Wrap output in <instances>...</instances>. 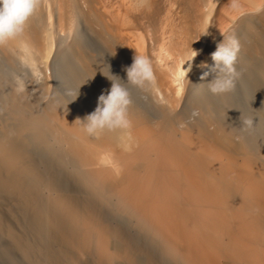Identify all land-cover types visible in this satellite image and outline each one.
I'll list each match as a JSON object with an SVG mask.
<instances>
[{"label":"bare ground","instance_id":"obj_1","mask_svg":"<svg viewBox=\"0 0 264 264\" xmlns=\"http://www.w3.org/2000/svg\"><path fill=\"white\" fill-rule=\"evenodd\" d=\"M139 1L41 0L0 44V264H264V0ZM231 36L216 96L201 77ZM135 54L156 79L128 86L130 134L89 136Z\"/></svg>","mask_w":264,"mask_h":264},{"label":"clouds","instance_id":"obj_2","mask_svg":"<svg viewBox=\"0 0 264 264\" xmlns=\"http://www.w3.org/2000/svg\"><path fill=\"white\" fill-rule=\"evenodd\" d=\"M40 2L41 0H0V44L24 33L28 22L37 13ZM234 7H239L238 2L234 3ZM209 26H205L200 36L208 34ZM240 47L235 36L224 37L223 41L217 44L216 50L211 53L213 64L209 66V70L203 74L201 79L212 75V79L208 82V89L213 95H224L235 89L240 77L236 67ZM198 52L199 50L191 48V52L184 58L183 65L187 64V67H183L182 79L188 80L187 74L191 71ZM125 71L126 80L123 81L111 74L109 69L107 75L103 74L111 81L110 90L107 94L102 93L98 97L97 106L93 112L88 114L83 121L78 119L89 136L99 138L106 130L109 132L122 130L130 134L133 126L129 117L132 99L128 86L143 89L146 85L154 84L156 78L150 60L142 55L135 54L132 64ZM42 79V77L37 78L36 83H41ZM24 91L25 86L21 84L17 92L23 93ZM197 114L194 110L193 115ZM252 123L251 119L242 121L245 126L244 130L250 128Z\"/></svg>","mask_w":264,"mask_h":264},{"label":"rangeland","instance_id":"obj_3","mask_svg":"<svg viewBox=\"0 0 264 264\" xmlns=\"http://www.w3.org/2000/svg\"><path fill=\"white\" fill-rule=\"evenodd\" d=\"M146 1H147V0H140L139 2L142 3V4H143V3L145 4ZM140 3H139V4H140ZM140 5H141V4H140Z\"/></svg>","mask_w":264,"mask_h":264}]
</instances>
